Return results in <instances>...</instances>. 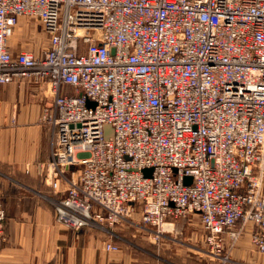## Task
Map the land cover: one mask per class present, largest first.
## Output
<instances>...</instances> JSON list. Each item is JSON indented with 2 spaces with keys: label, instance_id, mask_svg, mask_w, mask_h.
<instances>
[{
  "label": "built area",
  "instance_id": "built-area-1",
  "mask_svg": "<svg viewBox=\"0 0 264 264\" xmlns=\"http://www.w3.org/2000/svg\"><path fill=\"white\" fill-rule=\"evenodd\" d=\"M22 20L39 56L8 49ZM11 83L50 86L41 177L65 229L159 245L196 215L200 257L227 264L248 227L264 256V0H0Z\"/></svg>",
  "mask_w": 264,
  "mask_h": 264
},
{
  "label": "crops",
  "instance_id": "crops-1",
  "mask_svg": "<svg viewBox=\"0 0 264 264\" xmlns=\"http://www.w3.org/2000/svg\"><path fill=\"white\" fill-rule=\"evenodd\" d=\"M45 41L37 23L22 20L8 49L13 57L23 50L39 56ZM51 94L48 83L0 87V197L5 211L0 264H218L193 249L202 237L196 215L179 223L181 230L159 245L136 233L118 240L56 222L51 199L57 195L41 177V165L49 159V132L38 121ZM251 231L246 228L232 245L227 241V264H264V256L250 243ZM108 242L120 250L107 251Z\"/></svg>",
  "mask_w": 264,
  "mask_h": 264
},
{
  "label": "rangeland",
  "instance_id": "rangeland-1",
  "mask_svg": "<svg viewBox=\"0 0 264 264\" xmlns=\"http://www.w3.org/2000/svg\"><path fill=\"white\" fill-rule=\"evenodd\" d=\"M92 106L93 104L90 103ZM89 106V105H88ZM148 171H144L145 174H147ZM128 229H122V230H118L117 232H115L116 236H118V238H115V239H118V240H123L124 238H121L123 237L122 234H128L127 233ZM130 234H134V232L132 230H130Z\"/></svg>",
  "mask_w": 264,
  "mask_h": 264
},
{
  "label": "water",
  "instance_id": "water-1",
  "mask_svg": "<svg viewBox=\"0 0 264 264\" xmlns=\"http://www.w3.org/2000/svg\"><path fill=\"white\" fill-rule=\"evenodd\" d=\"M105 130H106V134H108L110 132V128L109 127H105ZM184 184H190L191 182V178L189 177H185L184 180H183Z\"/></svg>",
  "mask_w": 264,
  "mask_h": 264
},
{
  "label": "trees",
  "instance_id": "trees-1",
  "mask_svg": "<svg viewBox=\"0 0 264 264\" xmlns=\"http://www.w3.org/2000/svg\"><path fill=\"white\" fill-rule=\"evenodd\" d=\"M127 233H128V234H122L123 237H121V238H124V239L130 238V237H129V236L131 235V234H130V230H128Z\"/></svg>",
  "mask_w": 264,
  "mask_h": 264
}]
</instances>
